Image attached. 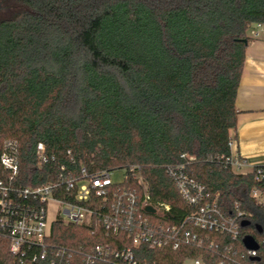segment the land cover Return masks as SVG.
Masks as SVG:
<instances>
[{
  "label": "trees",
  "instance_id": "obj_1",
  "mask_svg": "<svg viewBox=\"0 0 264 264\" xmlns=\"http://www.w3.org/2000/svg\"><path fill=\"white\" fill-rule=\"evenodd\" d=\"M17 1L22 10L0 21V156L16 159L14 185L51 178L53 163L36 166L39 144L57 157L71 150L96 169L136 165L152 201L169 204L167 221L176 224L191 208L164 167L185 154L195 158L194 179L218 195L224 212L237 203L253 212L243 236L264 228V208L249 198L252 175L222 164L231 153L250 32L264 26V0ZM8 176L0 163V180ZM112 240L98 228L54 222L49 241L90 248ZM199 255L218 264L214 252L189 246L146 250L144 258L182 264ZM0 264H18L2 238Z\"/></svg>",
  "mask_w": 264,
  "mask_h": 264
},
{
  "label": "built area",
  "instance_id": "obj_2",
  "mask_svg": "<svg viewBox=\"0 0 264 264\" xmlns=\"http://www.w3.org/2000/svg\"><path fill=\"white\" fill-rule=\"evenodd\" d=\"M257 24L250 34L257 35ZM223 159V167L239 175H252L249 198L255 207L264 208V165L250 167L233 152ZM179 163L164 167L181 200L191 208L179 223L170 224L169 204L154 202L140 167H124L123 180L114 184V169H96L75 160L72 151L62 156L49 155L43 144L36 149L37 168L54 164L51 178L35 187L14 185L16 159L0 156L2 168L9 173L0 180V238L18 264H158L144 258L148 251L180 252L185 247L214 252L218 264H264V228L258 234L243 236L244 223L250 225L253 212L237 203L229 213L194 179L190 167L195 158L181 155ZM55 207L48 220V207ZM150 206L154 213L144 210ZM54 222L88 229H100L112 241L78 248L51 243ZM243 236V237H242ZM250 239L253 243L248 246ZM205 264L203 255L186 258L182 264Z\"/></svg>",
  "mask_w": 264,
  "mask_h": 264
},
{
  "label": "crops",
  "instance_id": "obj_3",
  "mask_svg": "<svg viewBox=\"0 0 264 264\" xmlns=\"http://www.w3.org/2000/svg\"><path fill=\"white\" fill-rule=\"evenodd\" d=\"M250 35L237 89L233 152L248 166L264 165V26Z\"/></svg>",
  "mask_w": 264,
  "mask_h": 264
},
{
  "label": "rangeland",
  "instance_id": "obj_4",
  "mask_svg": "<svg viewBox=\"0 0 264 264\" xmlns=\"http://www.w3.org/2000/svg\"><path fill=\"white\" fill-rule=\"evenodd\" d=\"M22 10L21 4L17 0H5L0 2V21L13 17L15 14L19 13ZM256 31H259L260 28H256ZM253 38H256V35L250 34ZM125 171L123 168L114 169L111 173V180L114 184L119 183L123 180ZM56 209L53 206L48 207V220H51L54 217ZM248 242V241H247ZM184 264H191L190 261H186Z\"/></svg>",
  "mask_w": 264,
  "mask_h": 264
},
{
  "label": "water",
  "instance_id": "obj_5",
  "mask_svg": "<svg viewBox=\"0 0 264 264\" xmlns=\"http://www.w3.org/2000/svg\"><path fill=\"white\" fill-rule=\"evenodd\" d=\"M144 210H145L146 212H149V213H154V209H153L152 207H150V206H146V207H144Z\"/></svg>",
  "mask_w": 264,
  "mask_h": 264
}]
</instances>
